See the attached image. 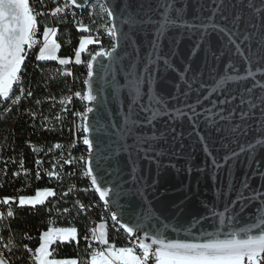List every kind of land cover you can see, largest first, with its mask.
Listing matches in <instances>:
<instances>
[{
    "label": "water",
    "instance_id": "water-1",
    "mask_svg": "<svg viewBox=\"0 0 264 264\" xmlns=\"http://www.w3.org/2000/svg\"><path fill=\"white\" fill-rule=\"evenodd\" d=\"M67 1L69 2V0ZM92 1L104 5L110 27L115 26L118 33L122 31L126 39L121 37L118 42L117 53L122 58H118L113 63L106 57H99L93 61V77L89 78L86 74L85 80L90 79L92 94L97 96L96 101H85L86 109H93L88 113L87 119L90 129L88 135L93 142V150L90 152L86 146V171L91 167L95 175L103 177L100 183L104 187H110L109 180L114 184L119 183V187L115 191L121 193L118 201L123 206L120 219L123 223L133 227V234L129 236L120 224H115L132 240L133 245H138L140 238H144L146 243H150V238H145L144 232H149V237H151L156 228L162 229V225L157 222L155 217L176 226L175 230L169 227L164 232L167 238L202 242L206 238L202 235V231H214L213 220L203 221V228L200 225L191 227L189 233L188 229L194 219L208 215L209 209L214 204L217 206L215 210L223 212L225 200L236 199V191L239 190L241 181L245 179L248 180L251 188L264 186V179H261L259 175L260 172H264V127L260 124V121L264 120V116H261V110L257 108L252 110L253 115L246 118L243 123H241L242 118L237 110L233 120L219 121L217 118L215 125H210L204 119L206 113L192 120L187 115L178 117L163 115L157 117L152 124H147L146 117L150 113L140 111V104L147 105L149 84L146 80L140 84L141 95L133 104L135 92L133 85L129 83L131 77L126 79V75L133 63H136L139 72L147 62L144 58L150 51L151 42L155 38V30L159 27L156 22L162 19L163 9L158 10L159 0H80V3L85 5L84 7L70 5L75 9H84ZM242 2L244 0H226L228 8L225 14L239 11L244 19L250 20L251 17L246 11L232 7L233 4L239 5ZM212 7H214L212 0H174V10L171 15L175 18L177 15L175 10L179 9L184 20L193 21L197 16H209L211 14L209 9ZM109 11L113 12L112 16L108 15ZM256 19L259 21V16ZM247 26L251 27V25ZM243 27L245 25L242 24L241 28ZM259 30V24H257L256 31L259 32ZM198 39L199 34L189 35L186 29L175 27L169 28L160 41L161 55L167 54L176 70L165 71L163 61H160L159 71L155 73V80L151 88L154 95L167 101L169 110L176 107L182 108L185 104L182 95L177 100L171 99L176 93V84L180 82L178 73L183 72L185 66L189 68L186 78L190 79L193 75H198L199 82L207 86L201 89L199 93L201 97L207 94L208 88L214 84L215 80L225 74L226 65L235 66L236 72L233 73V70L229 68L227 70L229 74L245 76L251 70L254 73L253 78L231 82L226 85L225 93L219 95L214 93L211 96L212 100H216L223 98V95L227 93L236 95L237 101L229 108H237L239 96L247 88H253L255 95L264 96V91H261L264 88V51L258 46L260 41H249L244 45L246 54L251 53V62L248 63L242 57L234 54V46L224 47L221 36L216 32H211L193 55L192 50ZM116 42L113 40V44ZM229 48L232 50L229 51ZM101 50L103 49L95 50L88 62L92 60V56L97 51ZM111 50L112 46L106 51ZM29 53L30 51L26 55V59ZM199 82L194 84V89L199 88ZM88 90L89 85L85 84V92ZM185 90L186 85L181 84V93ZM196 98L197 92L192 91L186 103L195 104ZM130 105L135 110L131 119L140 121L133 127L135 135L146 134L149 137H155L149 141L154 149L148 153L152 158L151 163L144 158L143 151L129 149L131 160L137 164L136 175L141 178L135 184L130 182L132 164L129 162L128 152L121 151L114 159H106L109 154L115 153L116 144L111 143L116 140L115 132L121 128L132 127L130 124H125V117L129 115ZM209 106V101L203 100L201 105H197L196 110L202 112V108ZM185 110L187 111V109ZM237 125L240 126L239 130L235 133L231 132L230 129ZM125 143L132 145L134 136L121 139L120 144ZM140 147L147 148L148 144H141ZM205 147H207V152ZM241 148L244 151H241ZM157 151L163 154L157 156ZM232 152H236L238 155L231 158ZM208 153H211V156ZM212 157H215L222 167L215 168ZM225 157H229V159L225 161ZM117 160L120 172L113 171L109 174L108 169H114ZM254 172L256 175H253ZM117 175L122 177V180L117 181ZM87 179L92 186L91 178L87 177ZM124 181H129V183H124ZM137 188L142 190V195L136 191ZM94 193L98 197L95 191ZM131 193L136 194L131 195ZM112 198L115 197L110 195V199ZM100 202L111 217L114 208L112 206L106 208L104 202ZM260 206V201L256 200L241 212L240 205H235L240 221L237 230L239 227L253 222L249 217ZM148 212L152 215L151 219L144 215ZM137 213L140 214L139 218ZM260 214H264V208ZM137 224L142 229L140 232L135 230ZM227 230L223 229L219 238H225L222 233ZM252 234H258V230L253 229ZM136 248L140 252V249ZM154 248L155 246H153ZM149 262L152 264L151 260Z\"/></svg>",
    "mask_w": 264,
    "mask_h": 264
},
{
    "label": "snow or ice",
    "instance_id": "snow-or-ice-1",
    "mask_svg": "<svg viewBox=\"0 0 264 264\" xmlns=\"http://www.w3.org/2000/svg\"><path fill=\"white\" fill-rule=\"evenodd\" d=\"M72 5H77L79 7H84L80 0H69ZM214 7L210 8V15L207 17L197 16L193 21H186L182 18V12L176 9L177 15L175 18L172 17L171 13L174 10V0H159L158 10L163 9L161 12L162 19L156 23L159 27L155 30V38L151 42V48L148 55L144 58L147 62L144 63L143 69L137 71L136 63L131 65L128 70L127 77H131L129 83L133 85V91L135 96L133 97L132 103L135 104L139 99L141 93L139 91V86L145 80L149 84V99L147 105L140 104V111L144 113H150L146 117V123L152 124V122L159 116L167 115L170 117H178L180 115H187L190 120L204 113V119L208 121L210 125H215L217 123V118L219 121H231L234 119L237 110H239V116L242 118L241 123L250 116L253 115V111L257 108L261 110V116H264V96L255 95L253 93V88H247L244 93L239 96L237 108H229L237 101V96L231 93L223 95V98H218L212 100L211 96L215 93L217 95L225 93L226 85L231 82H238L240 80H246L253 78L254 73L249 70L245 76H240L238 74H229L227 71L229 68L236 72L235 66L232 64L226 65V71L223 76L218 80H215L214 84L208 88L207 94L201 97L199 95L201 89L207 86L199 82V76L193 75L190 79L186 78V74L189 71L188 66H185L183 72H179L180 82L176 84V93L172 96V100H177L182 97L185 100L184 106L176 107L172 110L167 108V101L163 98H159L153 94L151 85L155 80V73L159 71L160 61H163L164 69H174L170 59L167 54L161 55V45L165 32L169 28L179 27L182 30L186 29L189 35L199 34V39L196 41V46L193 48V55L199 50L200 45L205 42V38L210 35L211 32H216L222 38V44L224 47L229 45L234 46L235 55H238L244 59L245 62H251V53L246 54L244 45L249 41H260L258 46L264 51V0H244V2L239 5L233 4V8H238L247 12L248 16L251 17L250 20L244 19L240 12L237 11L232 14H225L227 12L228 5L226 0H212ZM69 4H65L62 7H57L53 10V15L60 12H64ZM101 9H104V5H100ZM42 14V13H41ZM109 16L113 15L112 11L108 12ZM257 16H259V21H257ZM219 17V20H217ZM149 22H152L149 20ZM79 23V21H77ZM245 27L241 28V25ZM257 24H259V32L256 31ZM247 25H251L248 27ZM37 34V21L33 10L30 8L28 0H0V98L7 100L10 98V93L13 90L15 83L20 82L19 73L22 71V65L26 59V55L33 48L34 45L38 43L35 39ZM56 34L55 28L45 27L43 31L42 46L39 48V54L37 56L38 60H56V50L59 45L55 40L50 39V37ZM117 42L112 45L111 51H97L92 60L87 63V75L89 78L93 77V61H96L99 57H106L110 59L113 63L117 61L119 54L117 53V48L119 46L118 42L121 37L126 39L123 32H117L115 26H113L108 33ZM94 43L93 38L88 36H82L79 40V46L75 50V63L77 65L81 64V54L86 51V46ZM178 43V41H177ZM27 46V47H25ZM232 49L229 48V51ZM218 58V57H217ZM69 63L67 59H59L60 65H65ZM101 67H104L101 65ZM259 71V69H257ZM199 82V88L194 89V84ZM84 83L89 85V90L84 92L83 95L78 92L77 97L81 98L83 101L93 102L97 100V96L92 94L90 79L85 80ZM181 84L186 85V90L181 93ZM192 91L197 92V98L195 104L186 103L189 94ZM264 91V88L261 89ZM20 96L16 97L13 103H17L24 95V88L20 89ZM28 96L32 93L29 91ZM209 101V107L202 108V112H197V105H201L202 101ZM39 103V101H37ZM63 104L64 101L62 100ZM187 109V111L185 110ZM92 108H87L82 114L80 112L74 113L75 116L81 117L85 123L82 125V130L85 135L82 138V143L87 146L88 150L91 152L93 150V142L89 138V126L87 124L88 113L92 112ZM225 113H227L225 115ZM135 114V110L132 105L129 106V115L125 117V124H130L132 127H127L118 129L115 132L116 140L111 143L116 144L115 153L109 154L106 159H114L118 156L121 151L129 153V162L132 164L131 173V183H138L140 177L136 175L137 164L135 161L131 160V152L129 149H135L137 151H143L144 158L152 162V158L148 155L149 152L154 151L153 146L149 141L155 139L154 136H143L135 135L133 127L140 123L139 120L131 119L132 115ZM35 115V113H33ZM262 127H264V120L260 121ZM240 128L239 125L234 126L230 129L231 132L235 133ZM219 131V129H217ZM127 136H134V143L132 145L120 144L121 139ZM203 140V137H201ZM147 143V148H141L140 145ZM55 148H59L60 145H54ZM251 147V145H249ZM207 152V147H205ZM241 151H244L241 148ZM162 152L157 151L156 155H162ZM211 156V153H208ZM238 155L236 152H232L231 158H235ZM229 157H225L227 161ZM71 160H65L64 163H71ZM41 163L40 160L36 161L37 166ZM212 163L215 168L219 169L222 167L215 157H212ZM159 167V164L157 165ZM55 168V165H53ZM202 171V169H199ZM99 171V169H97ZM113 171L116 173L120 172L119 161L115 163V168H109L108 172L111 174ZM17 175V173H14ZM49 176L57 175L55 172H49ZM253 175H256L254 172ZM261 179H264V172L259 173ZM86 176L91 178V185L94 191L98 194L99 200L104 202L105 207L112 206L114 211L111 214V220L120 224L121 227L131 236L133 234V227L128 226L123 223L120 219L122 215L123 206L118 202L121 193L115 191L119 187V183H113L109 180L108 183L110 187H104L100 183L103 177H98L94 174L91 167L88 168ZM37 177H39V172H37ZM117 181L122 180V177L117 175ZM124 183H129V181H124ZM231 185V181H230ZM234 188V186H233ZM261 188H251L248 180L245 179L241 181L239 190L236 191L235 200H225L223 212L217 211L216 205H212L209 209V214L200 217L199 219H194L190 225L188 231L190 233L191 227L200 225L203 228V221L209 219L213 220L212 227L213 232L202 231V235L206 238L200 242H192L189 239H169L164 235V232L169 228L175 230V225L165 223L160 220L159 217H155L157 222L162 225L161 228H156L155 233L149 237V232H144L145 238H150V243H146L144 238L139 239L138 245L134 244L133 247H112L108 246L100 251H92L91 253V264H148L149 260L152 264H264V214H260L262 208H264V190ZM142 195V190L137 188L136 190ZM55 193L50 189L37 190L35 196L31 198L21 196L19 198V204L21 206L25 204L36 205L42 204L45 197L53 196ZM136 193H131L135 195ZM110 195L115 198L110 199ZM260 201V207L256 209L249 219H252V223L247 224L244 227L237 226L240 223L238 216L239 213L235 210V205H240V211L242 212L247 205L252 204L254 201ZM9 198H4L3 203L5 205L9 204ZM207 207V206H206ZM65 211H68L65 209ZM227 214V215H225ZM8 217H12L14 214L12 211H8ZM140 217V214H136ZM147 218L151 219L152 215L150 212L144 214ZM218 221V223H217ZM104 225H100V229H103ZM223 229H228L223 231L225 238H219ZM253 229L258 230V234H252ZM137 232L142 229L139 224L136 225ZM75 228H49L40 239L44 241L39 247L35 249V264H76L75 261H58L55 259H49L51 255L48 251V245L52 243L53 238L59 237L63 239H75ZM243 233V236H241ZM87 239V237H86ZM92 239L97 240L101 245H105L107 242L105 240L104 232L102 230H93ZM13 241L11 237L6 242L0 243V248L7 251H11L13 248ZM153 246L155 248L153 249ZM138 247L141 254L137 255L134 248ZM0 264H11V261L7 259L3 251L0 250Z\"/></svg>",
    "mask_w": 264,
    "mask_h": 264
},
{
    "label": "trees",
    "instance_id": "trees-1",
    "mask_svg": "<svg viewBox=\"0 0 264 264\" xmlns=\"http://www.w3.org/2000/svg\"><path fill=\"white\" fill-rule=\"evenodd\" d=\"M37 1L45 13L36 19V38L43 39L45 27L55 28L58 60H38L39 49L31 50L19 75L20 82L15 83L9 99L0 101V243L11 237L14 245L11 251L0 250L11 264H28L29 251L39 247L43 232L72 227L76 229L75 239L51 243L50 258L89 264L91 251L97 245L88 247L89 238L98 225H104L105 246L117 248L132 243L89 190L83 172L87 148L72 131V115L85 105L76 93L82 96L85 91L88 59L82 53L81 64L77 65L75 50L82 36L90 35L95 40L108 18L97 1L84 9L66 8L55 15L53 10L62 7L65 0ZM96 47L93 43L87 49L93 52ZM59 59L69 63L60 65ZM21 87L24 95L13 103ZM29 91L31 96L27 95ZM56 144L60 147L55 148ZM37 160L42 165L37 166ZM65 160L72 162L64 163ZM49 172L57 175L49 176ZM44 189L55 194L42 204H19L21 196H33ZM4 198H9L8 205L3 203ZM5 207L13 212L12 217L5 214Z\"/></svg>",
    "mask_w": 264,
    "mask_h": 264
},
{
    "label": "built area",
    "instance_id": "built-area-1",
    "mask_svg": "<svg viewBox=\"0 0 264 264\" xmlns=\"http://www.w3.org/2000/svg\"><path fill=\"white\" fill-rule=\"evenodd\" d=\"M65 4H69V7H68L69 9L73 8L67 0H65L64 5ZM29 5H30V8L33 10V13L35 14V18L36 19L38 17L42 16L45 13V9H42L41 6H39V2L37 0H29ZM38 7H39V10H37ZM35 39L38 41V43L36 45H34L31 50H34V49L38 50L42 46V38H41V36H38L37 38L35 37ZM94 44L97 45L95 50L103 49V50L106 51L108 48H110V36L108 35V30L105 28V24L102 27L101 34L95 36ZM93 52H90L86 48V51L83 53V55H88V59L86 61V66H87L88 60H89V58H90V56H91V54ZM20 89L21 88H19V90ZM81 91H82V89H81ZM20 95H21V93H20ZM85 110H86V105H84V108H81L80 110L75 111L74 113L80 112V113L83 114L85 112ZM74 113L72 115L73 116V128H72L73 135L74 136L77 135L79 140L82 141V138L85 135V133L82 130V125L84 124V121L81 119V117L75 116ZM40 165H42V164H40ZM83 172H87L85 166H84V171ZM89 190L94 192L92 186L89 187ZM50 197H52V196L45 197V200H47ZM4 211H5V214H7L8 211H10V208L5 207ZM94 243H96L97 245L93 247L92 251H94V250L100 251V250H103L104 248L108 247V246H105V245H101L97 240L92 239V235H90L89 246L88 247H90L91 244H94ZM112 247H115V246L112 245ZM135 249H137V248L135 247L134 251H135ZM92 251H91V253H92ZM135 252H139V250L137 249V251H135ZM140 254L141 253L139 252V255ZM34 257H35V250H30L29 254H28V258H27L28 264H35Z\"/></svg>",
    "mask_w": 264,
    "mask_h": 264
},
{
    "label": "rangeland",
    "instance_id": "rangeland-1",
    "mask_svg": "<svg viewBox=\"0 0 264 264\" xmlns=\"http://www.w3.org/2000/svg\"><path fill=\"white\" fill-rule=\"evenodd\" d=\"M87 36V35H86ZM50 39H52V40H55V35L54 36H52V37H50ZM56 42V41H55ZM79 46V45H78ZM89 46V45H88ZM86 48H87V46H86ZM58 48H57V50H56V56H57V59L56 60H58ZM33 196H35V195H33ZM33 196H27V198H31V197H33ZM102 225V224H101ZM67 228H72V227H66L65 229H67ZM96 230H102L103 231V229H100V225H98V227H97V229ZM45 232H47V231H45ZM45 232H43L42 234H41V236L45 233ZM75 237H76V233H75ZM69 240V239H71V238H69V239H63V238H59V237H56V238H53V240ZM44 241H42L41 239H40V244L41 243H43ZM53 242V241H52ZM51 244V243H50ZM50 244L48 245V251H49V247H50ZM40 246V245H39ZM130 246L131 247H133V244L131 243L130 244ZM49 259H51L50 258V256L48 257ZM89 264H91V255H90V257H89Z\"/></svg>",
    "mask_w": 264,
    "mask_h": 264
},
{
    "label": "bare ground",
    "instance_id": "bare-ground-1",
    "mask_svg": "<svg viewBox=\"0 0 264 264\" xmlns=\"http://www.w3.org/2000/svg\"><path fill=\"white\" fill-rule=\"evenodd\" d=\"M105 28L108 30V33H109V30L111 29V27H110V23H109V21H108V23L107 24H105ZM109 35V34H108ZM110 36V35H109ZM113 38L110 36V45L112 46L113 45ZM86 79V78H85ZM84 87H85V83H84ZM14 88V87H13ZM85 92V91H84ZM12 93V92H11ZM11 93H10V95H11ZM1 100H3V98H1L0 99V101ZM85 102V101H84ZM85 105H86V102H85ZM84 174L86 175V172H84ZM87 177V176H86ZM2 215V213L0 212V216ZM96 230V227H94L93 229H92V231L93 230ZM91 235H92V232H91Z\"/></svg>",
    "mask_w": 264,
    "mask_h": 264
},
{
    "label": "crops",
    "instance_id": "crops-1",
    "mask_svg": "<svg viewBox=\"0 0 264 264\" xmlns=\"http://www.w3.org/2000/svg\"><path fill=\"white\" fill-rule=\"evenodd\" d=\"M44 200H45V198H44ZM18 201H19V199H18ZM25 205H29V204H25ZM30 206H33V205H30ZM103 232H104V227H103ZM104 236H105V233H104ZM58 240V239H57ZM54 241H56V240H53V242ZM59 241H66V240H59ZM52 242V243H53ZM51 245V244H50ZM124 247H131L130 245H128V246H124ZM117 248H119V247H117ZM136 254H137V252H135ZM137 255H139V254H137ZM69 261H73V260H69Z\"/></svg>",
    "mask_w": 264,
    "mask_h": 264
}]
</instances>
